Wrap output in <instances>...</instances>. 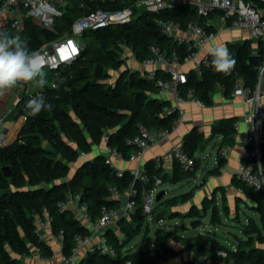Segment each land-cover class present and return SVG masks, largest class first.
<instances>
[{"label":"trees","instance_id":"1","mask_svg":"<svg viewBox=\"0 0 264 264\" xmlns=\"http://www.w3.org/2000/svg\"><path fill=\"white\" fill-rule=\"evenodd\" d=\"M256 7L264 17V0H244ZM137 0H67L60 16L55 19L53 30L34 23L30 17L25 18V27L19 37L27 44L30 51L37 49L40 44L59 35L67 33L72 22L91 9L102 7L111 12L123 8L132 10V16L124 22L110 23L98 29L85 30L81 38L80 54L70 63L60 68L59 76L55 77L50 70L46 75V83L39 88L51 110H44L33 116L26 105L30 99L23 96L16 105L18 117L26 116L16 138L4 146H0V264H30L21 256L31 252V246L39 247L41 254L52 255L53 251L45 240L33 232L34 222L30 217L40 214L45 207L52 217L51 232L58 235L62 231V252L70 254L74 246L76 234L88 232V228L81 224L73 210H58L55 203L68 193L78 195L81 202L88 206L92 218L99 215L104 206L119 205L118 198L108 195V187L115 185L120 192H126L132 184L133 176L129 170H124L122 176L116 174V169L110 167L102 153L92 158L80 159L81 153L91 152L92 144L105 145L115 148L123 157H128L134 146L130 139L137 132L140 125L148 128H171L176 117L174 111L163 114V107L168 101L158 98L159 86L138 70H131L124 66L121 58L122 46L131 48L135 59L142 62L151 56L150 46H157L167 56L177 55L180 63L193 50L184 43H178L173 38L162 34L156 21L157 17L170 18L183 25L190 19L202 20L196 14L194 6L182 3L175 8H169L159 13L148 11L136 4ZM209 29V27H206ZM255 39L245 38L241 42L229 43L232 57L236 60L233 70L225 75L217 73L211 65H199L187 74L184 88H192L195 96L203 103H210L215 89L220 86L227 95L233 89L237 79L243 85L254 90L259 82L261 66L264 65V44L258 42L257 54L261 55L260 69L256 70L247 63L249 55L253 54L252 43ZM260 39H257V41ZM96 64L103 66L102 76H95L93 69ZM111 71H116L113 74ZM167 71L156 70V76L167 78ZM55 86H52V83ZM235 118L226 117L216 121L211 126L210 135L193 128L183 136L182 147L198 166L199 158L195 152L200 143L211 140L220 134L222 141L217 148V165L209 170L218 172L225 163V157L219 154L224 144L232 145L235 133ZM105 136L107 139L105 140ZM260 158L264 171V138L260 143ZM249 151L253 150L248 145ZM242 162L257 169L255 155L243 157ZM74 163V170L71 169ZM9 165L11 176L5 177L1 167ZM143 169L148 181L141 183L136 180L134 195L136 206L128 218H121L118 222L119 231L106 230L108 240L115 246L117 254L112 256L97 250L89 251L79 260V264H125L131 260L134 264H157L172 258L176 251L165 240L160 238V230L155 232L154 247L151 250H127L122 248L137 235L145 225L146 215L143 212L141 190L152 188L156 178L165 181L166 174H161V166H156L155 159H148ZM194 172H186L175 162L170 181L177 182L189 177ZM239 183L246 190L249 198L254 202V209L259 214L260 225L252 234H247L250 221L242 227L246 235L245 240H238L234 250L229 249L208 234L198 233L184 240L187 246L195 243L199 254H203L208 241L210 252L216 255L223 250L225 259L233 264H264V246H256L255 241L264 243V192L254 190L239 179ZM192 190L182 194L161 199L156 203L153 213L171 207L170 217H181L182 214L173 209L180 202L190 198ZM205 198V203L209 199ZM214 204L202 205L204 212ZM210 222H220L219 213L215 205L210 209ZM187 214L192 217V225L197 226L200 218L198 210L192 207ZM205 215V214H204ZM158 220H156L157 222ZM160 229V228H158ZM149 240L143 233L141 244L146 246ZM186 264V263H183Z\"/></svg>","mask_w":264,"mask_h":264},{"label":"built area","instance_id":"2","mask_svg":"<svg viewBox=\"0 0 264 264\" xmlns=\"http://www.w3.org/2000/svg\"><path fill=\"white\" fill-rule=\"evenodd\" d=\"M67 0H0V32H4L10 36H19L25 27V18L30 17L31 20L41 26L48 27L53 30L55 19L60 16L65 8ZM106 1V0H99ZM182 3L194 6L196 14L202 17L201 22L198 19H190L185 25L170 18L157 17L156 21L162 34L173 38L178 43H184L188 48H193L184 62L178 61L177 55L173 53L167 56L157 46H150L151 56L142 61L144 67H149L146 76L153 79L159 86L160 93H170L172 103L163 107V114L174 111L176 117L171 128H148L144 125L138 127L137 132L130 139V143L134 149L130 152L129 160H139L142 158L145 150L156 144L161 138L166 137L173 128L178 126L183 119L185 113L184 104L186 102L202 103L194 94L192 88H184L182 86L187 82V74L181 69V65L193 64V68L198 69L200 64L209 65L208 51L204 48L210 44L216 34L223 29L239 28L246 32L250 39L264 38V17L260 11L244 0H137L136 4L148 11L159 13L169 8H175ZM132 10L123 8L120 11L111 12L108 9L97 7L89 10L84 15L76 18L67 33L59 35L51 40L45 41L33 50L43 57L45 64L49 66L55 77L59 76L60 68L64 64L73 61L81 52L82 42H79L81 34L85 30L98 29L110 23L124 22L131 18ZM209 27L207 29L206 27ZM75 49V51H73ZM165 67L169 73L167 78L156 76V68ZM264 72V66H261L260 73ZM262 77V76H260ZM55 86V83H52ZM30 84H19L16 88L11 89L15 96L13 105L6 111L0 113V146L8 143L7 125L10 118L7 114L16 108L17 103L23 96L35 97L40 95L39 89L34 92L30 91ZM231 97L239 96L241 103L250 107V110L244 115V124L247 135L246 141L253 146V150L249 151L245 148L241 153V159L249 155H255L257 158V169L250 164L239 163L237 169L238 178L252 187L254 190L264 192V171H262L260 158V143L264 130V107L260 106L261 98L264 97L259 91L258 86L254 90L243 85L242 80L237 79L233 89L229 93ZM21 122L26 120L24 114L18 115ZM237 123L235 122V128ZM107 139V136L104 138ZM169 156L178 166L186 172H195L196 166L193 156L184 150L182 145L174 144L169 149ZM226 149H220L219 154L224 156ZM104 155L110 167L115 168L113 158L119 153L115 148L105 147ZM156 166H160L161 157H155ZM116 169V174L122 176L124 170ZM133 176L131 186L126 192H120L115 185L108 187V195L111 198H120L125 194L128 198L126 204L119 201L117 206H104L95 218H92L88 212V206L85 202H81L78 195L68 193L64 198L55 203L58 210H73L80 220L89 226L88 232L84 234H76L74 237V246L70 254L60 252L58 260L54 255H43L39 247L32 245L33 254L42 264H79L78 252L81 248H87V251L97 250L103 254L116 255L115 246L108 240L106 230L109 228L119 231V220L128 218L134 210L136 203L134 195L136 188L134 183L136 180L141 183L148 181V177L143 167H137L129 170ZM161 183L160 178H156L152 188L147 189L143 186L141 190L142 208L144 214L153 217L154 208L158 201L155 196L158 193L156 186ZM34 228L33 232L41 240H45L52 232L50 224L51 215L45 207L42 208L40 214L33 216ZM62 247V231L58 234ZM96 238V241H94ZM126 246L122 248V252L127 251ZM154 247V245H153ZM217 256L225 257L223 250L216 252ZM162 262V261H160ZM125 264H134L131 260H126Z\"/></svg>","mask_w":264,"mask_h":264},{"label":"crops","instance_id":"3","mask_svg":"<svg viewBox=\"0 0 264 264\" xmlns=\"http://www.w3.org/2000/svg\"><path fill=\"white\" fill-rule=\"evenodd\" d=\"M248 38L247 34L244 30L239 28H232L230 30L223 29L220 32H218L213 39V41L208 44L204 50L208 51V48L214 45H223L226 46L229 43H235V42H241L243 39ZM258 42H261L264 44V38H261L260 40H254L252 43L253 48V54H257V45ZM134 56V55H133ZM135 58V57H134ZM137 64H132L133 66H127L126 68L131 70H138L141 73H146V71L149 69V67H144L142 65V62H138L135 59ZM264 64V63H262ZM141 65L143 66L141 69ZM264 66V65H262ZM193 68L192 63H187L185 65H181V69H183L185 72H188ZM162 70L166 71L165 67L159 66L156 68V70ZM259 91L262 95H264V77L259 78V82L257 84ZM38 87L37 89H39ZM158 98L164 99L168 101V104L172 103V96L170 93H160L158 92L156 94ZM239 96L231 97L230 94H225L223 89L218 86L212 96V101L208 104L206 103H197V102H186L184 104L185 113L183 115L182 122L173 128L171 132L166 136L161 138L156 144L153 146H150L145 150V153L143 154L142 158L139 160H129L128 157H123L121 154L114 157L113 163L115 168L122 169V170H130L137 167H143L144 163L148 159H155L156 156L161 157V174H166L167 178L166 180L170 181V177L173 175V168L175 165V161L169 156V149L174 144H181L183 141V136L185 133L190 131L193 128H197L198 131L203 133L204 137H208L210 135V130L212 124H214L216 121H218L221 118L226 117H234L236 120V128L234 133V142L232 145H226L224 144L221 149H226V153L224 155L225 157V163L224 165L219 169L218 172L210 173L209 170L213 169L217 165V148L220 146L222 141V136L220 134L215 135L211 140L205 142V146L208 143H213V148L215 150V157H214V165L212 167H202L199 165L196 167V171L189 177H186L185 179H182L177 182H171L172 185V191L167 192L164 191L163 199H166L168 197L178 195L185 193L187 191L192 190V195L190 198L184 202H180L178 205H176L173 209L178 210L182 216L181 217H189L187 214L189 213L190 209L194 207L196 210L203 209L202 205H205L206 203H210L211 200H214V204L217 207L219 217H220V224H213L210 222V209L209 207L206 211L205 218H207V225H206V231H199L198 233L201 234H208L209 236L216 239L219 243L220 240L217 238L216 233L212 230L215 228H219L221 224H224L225 226H235L234 223H238L240 226V230L243 229L240 225L245 224V220L240 219V214L244 213V209L242 207H246L252 210L254 209V202L249 198L246 190L244 187H242L239 183V178L236 174L239 163L241 161V153L242 151L247 148L249 145L246 141V127L244 124V115L250 110V107L247 105H243L240 101ZM260 106L264 107V97L261 98ZM2 110H0V113ZM23 123L21 122L19 117H12L7 125V136H8V143L13 141L18 131ZM264 138V136H262ZM106 145L101 143L100 145H94L92 144L91 152L88 154L81 153L80 159L82 156H86V158H92L97 153L104 154ZM74 170V169H73ZM200 170V173L197 174L196 172ZM163 181H161L160 184H162ZM159 184V185H160ZM158 186V185H157ZM174 186H182L181 188L184 191H180L181 189H178V191L174 190ZM186 190V191H185ZM178 192V193H176ZM205 198L209 201L205 203ZM206 200V201H207ZM171 208V207H170ZM256 211V210H255ZM257 212V211H256ZM258 213V212H257ZM37 214L33 215L36 216ZM78 218L79 222L83 225H85L88 229L89 226L82 222L77 214H75ZM259 216V214H258ZM236 218H238L236 220ZM248 218V217H247ZM260 222V221H259ZM260 223L258 224V226ZM197 233V234H198ZM194 236V235H193ZM246 235L243 232V236L240 237L238 234H234L233 240L231 241V247L229 249L234 250L237 246L238 240H245ZM45 241L50 245L53 255L58 260L59 254L61 252V242L60 237L58 235H55L51 233ZM94 241H96V238H94ZM181 242V240H179ZM170 245L174 250L176 251V254L172 257V259L176 260L179 259L180 264H183L186 259L190 260L191 257H187L188 250L185 248L174 246L170 243H167ZM222 244V243H221ZM256 246H264V243H259L255 241L254 243ZM225 246V245H224ZM227 247V246H226ZM88 253L87 248H81L78 252V260L83 259L86 254ZM31 254H33L32 247L31 252L29 255L25 256L27 262L30 263L31 261ZM34 255V254H33ZM200 258H203L202 263L203 264H233L232 261L226 260L224 257H220L216 255H213L210 252L208 241H206V249L203 254H199ZM170 259V258H169ZM38 261V260H37ZM165 260L163 263L167 262ZM30 264H36L35 262H32Z\"/></svg>","mask_w":264,"mask_h":264},{"label":"rangeland","instance_id":"4","mask_svg":"<svg viewBox=\"0 0 264 264\" xmlns=\"http://www.w3.org/2000/svg\"><path fill=\"white\" fill-rule=\"evenodd\" d=\"M86 38H81L79 39V42L85 41ZM121 58L124 60V66H133L132 64H137L135 61V58L133 56L132 50L131 48L127 47V46H122V50H121ZM63 66V65H62ZM61 66V68H62ZM142 65H141V69H142ZM44 72L48 73L50 71V67L49 66H44ZM113 74H116V71H111ZM38 88L37 85H35L34 83H31V88L30 91L34 92L36 89ZM14 94L12 92H10V90L6 91L4 94L0 95V110H2V112L8 110L14 102ZM1 112V113H2ZM17 114V110L16 108L12 109L9 114H7V118H12L14 117V115ZM16 117V116H15ZM213 143H208L206 145V147L203 149V151H199V149L195 152V155L200 159L199 160V165L204 167H212L214 165V157H215V150L213 148ZM86 156H82L81 159H84ZM75 165L74 163H71V169H74ZM197 174L200 173V170L196 172ZM182 186H174V190L178 191V189H181L180 191H184L182 188ZM162 190H166L167 192H171L172 191V185L171 182L168 180H165L162 184L156 186V191L160 192ZM186 191V190H185ZM178 193V192H176ZM163 199V198H162ZM244 209V213L240 214V219L245 220L246 217V221L245 223H247L248 221L250 222H254L256 225H258L259 222V216L258 213L255 210L246 208V207H242ZM165 210V214L166 217L160 221L154 220L152 218L151 215H147L146 219H145V225L142 227V229L140 230V232L135 235L125 246L126 250H130V251H136V250H151L153 248V241L155 238V232L157 230H160V238L162 240H165L167 243H170L174 246L177 247H182L188 250L187 252V257H191L192 259L188 260L186 259L184 263L186 264H203V258H200V256L198 255V250H197V246L195 243H192L191 246H187L186 243L184 242V240L188 237H192L193 235H196L199 231H206V225H207V218H205V216H203L204 214L206 215L207 211L204 212V209H200L199 215L198 217L200 218V220L198 221V224L196 227H194L191 223L193 218H189V217H175V218H171L170 217V212L172 211V209L167 206L164 208ZM183 214V213H182ZM248 217V218H247ZM238 218H236L237 220ZM220 224V223H219ZM235 226H225L224 224H221V226L219 228H215L212 229L215 233L217 238L220 240V242L227 246V247H231L232 243L231 241L233 240V236L234 234H238L240 237L243 236V232L242 230H240V226L238 223H234ZM241 226L242 223H240ZM160 228V229H158ZM146 232L147 237H148V244L146 246H143L141 244V238L143 236V233ZM181 240V242L179 241ZM231 240V241H229ZM21 258L23 260H26L25 256H21ZM223 258V257H222ZM35 262L38 263V261L36 260L35 256L33 254H31V261L30 263ZM162 262H157V264H180L179 259H168L167 262L163 263Z\"/></svg>","mask_w":264,"mask_h":264},{"label":"clouds","instance_id":"5","mask_svg":"<svg viewBox=\"0 0 264 264\" xmlns=\"http://www.w3.org/2000/svg\"><path fill=\"white\" fill-rule=\"evenodd\" d=\"M208 55L211 56L212 68L217 73L227 75L236 64L229 49L223 45L209 47ZM44 64L40 53L30 51L19 36L0 32V95L19 84L34 83L43 87L46 83ZM26 107L31 115L36 116L44 110H51L52 105L42 95H38L30 99Z\"/></svg>","mask_w":264,"mask_h":264},{"label":"water","instance_id":"6","mask_svg":"<svg viewBox=\"0 0 264 264\" xmlns=\"http://www.w3.org/2000/svg\"><path fill=\"white\" fill-rule=\"evenodd\" d=\"M260 61H261V55H259V54H251L247 58V63L252 65L254 67V69H256V70L260 69ZM102 73H103V66L101 64H96L94 69H93V74L95 76H102ZM29 98L30 97H28V99ZM262 130H264V123H262ZM204 146H205L204 143H200L199 151H203ZM1 169H2L3 175L5 177H10L11 176V169H10L9 165H3L1 167ZM163 194H164L163 190L158 192L156 194V196H155V200L159 201L161 199V197L163 196ZM118 200H120V202L122 204H126L128 198H127V196L125 194H122ZM165 217H166V214H165V210L164 209L158 210L154 214L155 220H158V221L164 219ZM33 219H34V217L31 216L30 220L33 221ZM256 229H257V226L255 225V223L254 222H250L249 223V227L246 230V233L247 234H252V233H254L256 231ZM36 264H42V263L38 262Z\"/></svg>","mask_w":264,"mask_h":264},{"label":"snow or ice","instance_id":"7","mask_svg":"<svg viewBox=\"0 0 264 264\" xmlns=\"http://www.w3.org/2000/svg\"><path fill=\"white\" fill-rule=\"evenodd\" d=\"M73 51H75V49H73Z\"/></svg>","mask_w":264,"mask_h":264}]
</instances>
